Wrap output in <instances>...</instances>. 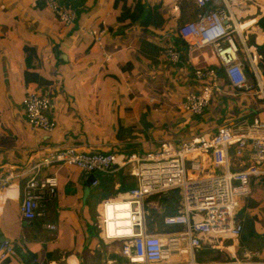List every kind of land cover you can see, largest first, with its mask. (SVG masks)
Masks as SVG:
<instances>
[{
  "label": "crops",
  "instance_id": "crops-1",
  "mask_svg": "<svg viewBox=\"0 0 264 264\" xmlns=\"http://www.w3.org/2000/svg\"><path fill=\"white\" fill-rule=\"evenodd\" d=\"M115 1L78 0L74 5L75 24L62 28L58 17L43 0H0V173L12 176L6 189L0 187V191L3 190L0 218L8 214L12 220L18 221L22 238V244L16 247L7 233L0 232V236H5L0 245L9 242L12 247L9 254L0 251V264L12 258H22L20 264H24L21 253L27 249L37 253L33 264H121L125 261L122 254L124 241L105 239L103 228L102 236L107 246L102 251L89 247L95 236L89 233L91 212L88 203L92 201V189L98 187L91 186L90 194L84 198L85 181L89 175H84L75 166L43 165L51 151L77 146L81 151L105 152L119 146L127 154L148 153L168 142L209 135L220 125L242 119L253 122L259 119L257 114L264 109V99L258 90L235 89L225 85L224 79H219L220 92L215 94L201 115L172 118L171 124L165 118L156 125L148 123L146 130L128 124L118 113L125 95L134 99L141 92L133 87L134 83H140L143 92L151 94L152 102H155V94L165 97L161 100L159 97L152 116L182 112L181 105L187 94L198 92L204 83L196 80L190 64H174L162 56L163 45L175 40L179 23L193 19L190 8L192 4L194 6L193 0H142L150 7L162 3L159 9L162 18L154 21L148 29L141 26L122 28L120 10ZM217 1L214 0L213 4ZM246 11L242 12L245 18L241 17V21L256 19V23L244 31L249 35L247 47L251 53H258L257 47L264 45V32L259 27V21L264 17V0L249 3ZM90 30L99 33L92 36L88 33ZM175 42L178 44L177 40ZM239 46L244 50L241 44ZM29 57L38 63L35 70L48 86L25 80L26 71L33 70L26 62ZM208 58L214 60L212 54ZM262 64L263 61L260 63L263 71ZM56 71L64 75L58 77ZM40 87L52 93L50 117L55 125L51 132L32 129L24 113V98ZM257 102L262 104L254 107ZM146 133L151 137H142ZM243 162L248 165V157L243 158ZM209 171L215 172V169L208 168L207 173ZM128 172L129 169L108 177L112 179L110 188L121 189L122 181L126 185L134 180ZM33 176L54 178L55 186L53 192H46L43 198L39 210L41 218L27 222L21 214V203L26 184ZM175 191L164 194L166 204ZM178 195L181 196L180 191ZM251 196L250 185V194L246 197ZM151 197L146 200L147 215L155 210L159 219H152L153 225L148 230L168 237L174 233L168 227L173 226L164 225L163 219L167 209L174 204L166 209L151 201ZM244 207L245 217L240 220L242 234L204 243L196 250L198 263H264V249L257 250L259 258L248 259L245 253L251 249L246 244L251 239L245 243L241 239L253 224L256 231L264 232V223L259 222L262 218L259 215L261 200L246 202ZM156 221L163 225L157 226ZM180 260H186V257H180Z\"/></svg>",
  "mask_w": 264,
  "mask_h": 264
},
{
  "label": "built area",
  "instance_id": "built-area-1",
  "mask_svg": "<svg viewBox=\"0 0 264 264\" xmlns=\"http://www.w3.org/2000/svg\"><path fill=\"white\" fill-rule=\"evenodd\" d=\"M43 1L51 11H55L62 25H73L76 14L71 4L78 0ZM213 1L193 0L202 13L176 27L175 40L185 43L187 60L195 78L204 83L198 92L187 94L181 105L182 110L193 116L201 115L210 106L215 94L220 92V77L215 68L223 70L231 87L254 90L245 71L246 63L241 58L239 44L244 48L258 92L264 99V77L260 67L263 56L250 52L247 47L249 35L244 34L256 23V19L243 22L234 13L236 9L247 12L248 3L257 0H218L215 9L203 13ZM88 33L95 36L99 32L90 30ZM175 40L163 45L162 56L174 64H181L183 52ZM211 54L213 61L208 58ZM51 100V90L45 87L29 92L24 98V113L32 129L46 132L54 129L55 124L50 117ZM245 157H248V165L243 162ZM53 163L75 166L87 176L93 174L96 178L93 187L100 185L98 175L110 177L129 169V177L134 179L136 187L102 204L105 239L124 241L122 254L125 261L121 264H183L180 260L183 256L188 264H200L195 253L204 243L242 234V223L234 217L236 199L250 194L254 179L264 178V123L259 119L253 122L238 120L218 126L209 135H197L177 143L168 142L153 152L142 154H127L119 146L105 152L81 151L77 146H67L51 151L43 161L45 166ZM208 168L223 173H207ZM11 177L0 173V187L6 189ZM54 186V178L31 177L21 203L25 221L41 218L39 210L43 198L46 192H53ZM175 190L181 193L183 207L176 214L165 216L163 223L166 226H183V231L168 237L150 234L146 200ZM110 222L115 229L111 233ZM0 251L11 253L9 242L1 244ZM257 255L245 253L248 259Z\"/></svg>",
  "mask_w": 264,
  "mask_h": 264
},
{
  "label": "rangeland",
  "instance_id": "rangeland-1",
  "mask_svg": "<svg viewBox=\"0 0 264 264\" xmlns=\"http://www.w3.org/2000/svg\"><path fill=\"white\" fill-rule=\"evenodd\" d=\"M150 1V0H149ZM77 2V1H76ZM76 2H73L71 4L72 9L75 12V8L74 5ZM150 3V2H149ZM252 3V2H249ZM248 3V4H249ZM53 12V11H52ZM55 12V11H54ZM53 12V14L55 16H57L55 13ZM76 14V12H75ZM235 15L237 17L238 20H241V17L245 18V14L242 13L241 11H239L238 9L235 10ZM77 19V16H76ZM180 20H178L177 22H180ZM76 20L74 21L73 25L75 24ZM60 24V23H59ZM72 26V25H71ZM62 28H67V26H62ZM136 28V27H135ZM241 58L242 60L247 63L246 60V53L244 52V50L241 48ZM55 75H58V77L63 76L64 74L60 71H56ZM133 87L135 89L140 90L141 92H139V94L134 98V99H130L129 97H127L126 95L122 98L121 100V106L119 109V113L118 115L123 116L126 118V121L128 124L132 125L135 124L138 127H140L141 129L146 130L147 127H145V125H148V123L154 124L156 125L158 123V121H161L163 119L166 118V120L168 121V124L172 122V118L177 119L180 118L182 116L185 115H190V113L188 111H182V112H175L174 114L170 113L169 115H162V116H152V109L156 108V105L158 104L159 101V97L160 100L161 99H165V97H163L162 95L159 94H155V102H152L151 99L153 100V97L151 96V94L149 93H144L143 92V87L142 85L139 83H134ZM121 92V91H118ZM261 102H257L255 103L254 107H258L260 105ZM262 104V103H261ZM150 109V111H149ZM23 110V108H22ZM212 112L209 113V116L211 115ZM207 116V115H205ZM257 117L259 118V121L264 123V109H261L259 111V113L257 114ZM6 125V124H5ZM170 126H166V128H169ZM3 129H5V126L3 125ZM142 137L146 138V137H151L149 134H142ZM232 152V151H231ZM211 174H221L223 173V171L219 172V171H215V172H208ZM98 178L100 180V182L102 183L101 187L98 188H93L92 189V194H91V203H88V208L90 209V230L89 233L93 234L95 236V241L93 243H91V246H89L90 248H93V250H104V248L107 246L106 243L107 241L103 238L102 236V204L106 201V200H113L116 197H119L121 195L124 194V191L120 188L113 190L110 188L111 183L110 181L112 180L110 179H105L103 177H101L100 175H98ZM129 181L127 180L126 183H128ZM251 190H252V196L248 199V197H242V198H237L236 199V204L237 207L234 211V217L237 220H242L245 217V212H244V206L247 203H251V202H258L261 200V204H262V211H259L261 215V220L259 222L264 223V183L263 181L257 179L254 180L253 183L251 184ZM2 194L3 190L0 191ZM179 190H176L174 194H171L169 197L171 198V201L169 202V204H166V201L163 199L164 194H157L154 195L153 197H151V201L156 202V203H160V205L164 206L167 209V206L170 204H174L173 207L171 209H167L166 211V216H171L177 213L178 209H182V197L178 195ZM147 206V205H146ZM149 215H146V220H147V225L148 227H151L153 225V223L151 222L152 219L153 220H158L159 219V215L155 210H151L149 212ZM257 216V215H256ZM0 232H2L3 234L7 233V237L11 239L12 243L18 247L22 244V238L19 232V226H18V221L12 220V218H10L8 216V214L4 215L3 217L0 218ZM244 224V222H243ZM156 225L160 226L163 225L162 223L160 224V221H156ZM173 229L174 234H177L179 232L183 231V226H174V227H168ZM254 231H256V226L253 224V228ZM248 230V229H247ZM263 231H264V224H263ZM259 234V238L255 237L253 239H251L250 242H248V244H246V246L251 249L248 252L251 253H258L257 250H263L264 249V232L260 231H256ZM150 234H153L151 232H149ZM254 240V241H253ZM90 244V243H89ZM88 244V245H89ZM254 247H257L258 249H254L252 250ZM42 248V247H40ZM44 250V248H42ZM67 250V249H66ZM67 251L71 252L72 250L68 249ZM89 251V250H88ZM87 251V252H88ZM56 254H58V251L56 250ZM196 255V253H195ZM259 253L257 256H255L254 258L258 257L259 258ZM264 258V257H263ZM20 262L23 263V259L21 258H12L11 260H9L8 262H5L4 264H20ZM186 260H181V263L183 264H188L186 263ZM263 263V262H262Z\"/></svg>",
  "mask_w": 264,
  "mask_h": 264
},
{
  "label": "trees",
  "instance_id": "trees-1",
  "mask_svg": "<svg viewBox=\"0 0 264 264\" xmlns=\"http://www.w3.org/2000/svg\"><path fill=\"white\" fill-rule=\"evenodd\" d=\"M162 3L156 4L155 6L150 7L149 5L144 4L142 0H116L115 1V6L118 7L120 10V21L119 23L121 24L122 28H129V27H134V26H141L144 29H148L150 25L153 24L154 21H159L162 16L160 14V7ZM217 5L215 4H210L203 13H207L213 9L216 8ZM191 11H193V18L197 16L198 13H202L201 10L193 4L191 5ZM185 10L183 9L182 13H184ZM259 27L261 28L262 32H264V17L259 21ZM178 48L181 52H183V62L187 65H189V62L187 60V54H186V45L183 41L177 40ZM258 53L263 56V62H264V45L263 46H258L257 47ZM28 67L32 68L33 70H28L25 73V80L28 83H36L39 86H48L49 84L44 81L41 76L37 73L35 70L36 67H38V63L34 60V58H27L26 60ZM245 71L248 75L249 80L251 83H253L254 89L258 90L257 87V82L250 71V68L245 66ZM263 68V77H264V64H262ZM218 76L220 79H224L225 85H230L227 79L225 78L224 72L221 68H215ZM231 86V85H230ZM105 179H110L108 177H103ZM259 180H264V178H260ZM102 186V183L100 182V186ZM136 187V183L134 180H131L128 184H124L122 181L121 189L124 191V194L128 193L131 189ZM259 238V235L257 234L256 231L250 230L248 233H244L242 235L241 239L245 243L248 240L252 238ZM21 255L24 257V264H33L37 260V253L34 250H26L25 252L22 251ZM50 258L52 256H49Z\"/></svg>",
  "mask_w": 264,
  "mask_h": 264
},
{
  "label": "water",
  "instance_id": "water-1",
  "mask_svg": "<svg viewBox=\"0 0 264 264\" xmlns=\"http://www.w3.org/2000/svg\"><path fill=\"white\" fill-rule=\"evenodd\" d=\"M96 178L93 174H90L87 178V180L85 181V187H84V198H86L90 192H91V186L92 184L95 182ZM5 240V236H0V241H4Z\"/></svg>",
  "mask_w": 264,
  "mask_h": 264
},
{
  "label": "bare ground",
  "instance_id": "bare-ground-1",
  "mask_svg": "<svg viewBox=\"0 0 264 264\" xmlns=\"http://www.w3.org/2000/svg\"><path fill=\"white\" fill-rule=\"evenodd\" d=\"M121 223H122V222H121ZM109 227H111V229H110V231H109L110 233L115 231V229L113 228L111 222H110V226H109ZM51 231H52V230H51ZM195 263H196V262H195ZM195 263L192 262V263H189V264H195Z\"/></svg>",
  "mask_w": 264,
  "mask_h": 264
}]
</instances>
